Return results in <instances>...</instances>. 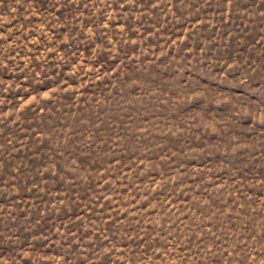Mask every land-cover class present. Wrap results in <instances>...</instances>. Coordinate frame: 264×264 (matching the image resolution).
<instances>
[{
    "label": "rangeland",
    "instance_id": "374dc122",
    "mask_svg": "<svg viewBox=\"0 0 264 264\" xmlns=\"http://www.w3.org/2000/svg\"><path fill=\"white\" fill-rule=\"evenodd\" d=\"M0 264H264V0H0Z\"/></svg>",
    "mask_w": 264,
    "mask_h": 264
}]
</instances>
